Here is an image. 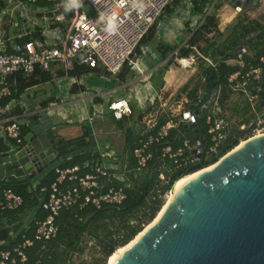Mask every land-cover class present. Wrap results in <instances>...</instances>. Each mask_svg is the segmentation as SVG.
Listing matches in <instances>:
<instances>
[{"label": "built area", "instance_id": "built-area-1", "mask_svg": "<svg viewBox=\"0 0 264 264\" xmlns=\"http://www.w3.org/2000/svg\"><path fill=\"white\" fill-rule=\"evenodd\" d=\"M170 2L171 0H0V98L11 95L9 83L11 80L14 84L13 77L17 74L28 77L36 68L42 72H50L51 68L58 67L63 71V79L70 85L77 86H84L83 80L70 76L69 72L82 67L101 70L113 78L125 65L132 73H137V76L133 75L132 84L137 81L143 85L135 89H138L137 94L144 97L140 107L143 110L140 123L143 133L148 136L133 150L134 171L139 173L147 170L152 159L149 151L152 144L160 143L167 138L171 130H178L181 126L192 124L195 127L199 113L208 110L205 115L206 133L210 138L207 147L203 146L196 128L195 134L198 135L199 142L192 139V131L190 136H185V129L182 128L181 144L176 149L169 144L161 146L154 164L157 174L156 190L149 193V197L157 195L160 201L165 198L162 191L168 182L172 181L173 187L178 179L210 166L212 159L217 155L223 156L232 148L233 142L240 144L249 138L264 134V109L256 110V105L261 102L262 97V89L255 87L259 86L261 67L244 74L237 72L229 77L232 93L241 94L249 105L250 115L253 116L248 126L238 127V133H234L230 124L223 118L222 109L218 105V90L211 98L210 94L208 95L206 100L210 101L209 104L202 99L204 92L196 103L185 93L179 94L170 106L162 100L159 91L151 83L152 71L143 70L140 66L147 49L142 50L141 56H135L134 51ZM224 2L232 8L228 0ZM82 4L90 7L89 15L82 12ZM185 4L190 8L188 0ZM262 8L264 0H258L254 9H232L238 15L249 12L252 16L248 18L257 20L260 12L258 10ZM211 9L212 6L208 12ZM28 22H32V30L28 29ZM184 22L188 23L189 31H194L203 24L204 17L186 19ZM9 30L14 31V34L11 35ZM34 34H37V37L25 38ZM244 52V48H241L236 55L239 58ZM176 60L183 68H190L196 63L195 55ZM204 61L207 66L215 67L209 59L205 58ZM260 62L264 67L263 58H260ZM235 64L243 67L239 59ZM70 88L71 86H68V90ZM47 104L41 110L36 103L26 101L22 96L19 101H12L0 109V138L8 147L0 157L8 158L19 151H26L27 155H30L32 150L39 153L49 147V140L46 148L38 150L34 147L37 142L35 140L43 135L46 137V132L51 127L50 122L42 115L45 116L44 113L50 109L60 108L55 102ZM86 110V117L78 118V122H85L90 126L94 118L103 115L104 108L98 106L93 109V106H90ZM14 111L18 113L15 114ZM106 111L115 122L128 118L133 113L127 98L111 100L106 106ZM160 119L165 121L162 126L158 125ZM23 127L34 133L26 145L22 143ZM228 136L231 138V144L224 147ZM91 151L98 154V160L92 164L85 163L82 168L73 166L64 169L54 166L56 180L48 190L41 189L42 192H47V195L40 200V205L48 215L37 223L35 240L47 241L54 237L57 232L55 217L61 210L68 209L79 200L96 207L101 204L119 205L126 200L125 189L130 185L127 175L132 173L127 160L108 145L97 144L96 147H91ZM82 169L87 171L81 173ZM178 172L180 177L176 175ZM101 181L107 186L105 191H101ZM114 181L122 185L114 187ZM35 186L36 183H33V188ZM169 192L168 190L167 193ZM21 205L22 198L10 189L0 192V213L17 210ZM5 225V222H0V230ZM8 236L12 237L13 233L9 232ZM90 245L98 249L92 239ZM30 246L32 241L24 239L11 251L0 252V264H30L23 252Z\"/></svg>", "mask_w": 264, "mask_h": 264}, {"label": "trees", "instance_id": "trees-1", "mask_svg": "<svg viewBox=\"0 0 264 264\" xmlns=\"http://www.w3.org/2000/svg\"><path fill=\"white\" fill-rule=\"evenodd\" d=\"M190 15L202 18L204 22L194 31H189L190 36L185 44L178 48L177 45H168L158 38V23L163 21L165 17H172L186 3V0H171L166 6L161 16L149 29L146 36L141 40L140 44L134 51L135 56L142 55V49L151 48L154 50L161 61L164 63L152 71L151 83L159 91L162 88V78L169 66L172 64V53L177 50L178 59L188 58L196 52L195 58L199 64L197 71L199 77L204 80L202 93L205 89L212 90L210 83H214V89L218 90V105L223 110L228 102L232 90L229 87V77L237 72L244 74L255 68H262L259 86L262 89L260 96L264 95V67L260 62V58L264 59V24L258 20H251L245 14H239L234 22L221 33L217 29V18L215 10L217 4L212 5L213 0H188ZM212 9L208 12V9ZM188 28V23L185 24ZM37 34L26 36V39H33ZM143 47V48H142ZM142 48V49H141ZM244 48L245 52L240 57L236 55L240 49ZM207 58L215 64L214 68L207 66L204 59ZM241 61L243 67L231 64V61ZM95 69H87L86 67L78 68L70 71V76H80ZM205 71V75L202 72ZM211 77V80L209 79ZM14 84L10 80L11 95L0 98V109L5 108L12 101H19L26 92L36 85L51 82L52 75L49 72H42L38 68L35 69L28 77L17 74ZM120 84H124L133 79V73L125 65L117 75ZM251 85H254L251 83ZM251 86H249L250 88ZM188 86H183L181 91H186ZM198 87L194 86L187 91V97L197 102L200 94ZM46 105V102L43 104ZM194 108V107H193ZM257 110L260 111L257 105ZM207 109L202 110L197 116L195 128L201 136V142L204 147L209 145V136L206 133L207 125L205 124V115ZM17 114V111H14ZM134 116V115H133ZM131 117V116H130ZM164 120H159V126L164 124ZM250 119L244 116L239 121L236 128H232L234 133H238V127L241 125L248 126ZM229 124V123H228ZM117 127L122 130L125 138V144L121 156L127 160L128 168L132 169V173L127 175L129 187L125 189L127 198L119 205L101 204L96 207L90 203L84 204L83 200L61 210L55 217L54 223L57 226L56 235L47 241L35 240L34 234L37 223L43 221L48 215L40 205V200L44 199L47 192H42V188L47 190L56 180L54 166L61 169L73 166L83 167L85 163L92 164L98 160V154L91 151L89 141L85 136L73 141L74 148L64 149L55 152V159L49 162L42 171L33 177L19 181L15 177H8L0 180V192L3 189H10L14 194L22 198V205L14 211H4L0 213V222H5V226L0 230V252L11 251L12 248L20 244L24 239L32 241V246L23 250L30 264H73V257L83 254L84 238L88 241L91 239L98 246L97 251L102 254L101 259H96L90 264H105L107 258L119 247L128 244L142 229L148 225L153 217L162 207V202L157 195L149 197L151 191L156 190L157 174L154 164L159 156L161 146L169 144L176 149L181 144L180 129L171 130L167 138L158 144L150 146L152 159L148 164L147 170L142 172L134 171L135 163L132 158L133 150L138 146L140 141L146 140L148 134L143 130L137 131L133 126H127L125 120L117 123ZM22 143L27 144L25 137L29 134V130L22 128ZM185 136H190V130H183ZM150 134V133H149ZM241 134V133H240ZM72 142V141H70ZM64 142H60L62 144ZM231 144V138L224 141V147ZM58 145V144H57ZM8 147L0 138V155L7 151ZM87 170H81L84 173ZM103 182V181H101ZM33 183L36 186L33 188ZM121 183L114 181L113 186L118 187ZM107 189L103 182V189ZM139 203L134 206L138 199ZM149 197V198H148ZM12 232L13 236L9 237L8 233Z\"/></svg>", "mask_w": 264, "mask_h": 264}, {"label": "water", "instance_id": "water-1", "mask_svg": "<svg viewBox=\"0 0 264 264\" xmlns=\"http://www.w3.org/2000/svg\"><path fill=\"white\" fill-rule=\"evenodd\" d=\"M228 4L240 11L256 8L258 0H228ZM210 86L212 90L205 89L202 97L207 104L208 95L211 98L216 92L213 82ZM260 106L264 108V96ZM183 129L192 131V139L199 142L194 125ZM46 137L49 147L42 152L32 150L27 155L19 151L0 157V180L33 177L55 159V152L75 146L73 142L57 145L50 130ZM232 144L226 154L217 155L176 193L159 219L153 222L158 212L113 264H264V134L241 146ZM171 189L172 181L165 185L162 196L167 197Z\"/></svg>", "mask_w": 264, "mask_h": 264}, {"label": "crops", "instance_id": "crops-1", "mask_svg": "<svg viewBox=\"0 0 264 264\" xmlns=\"http://www.w3.org/2000/svg\"><path fill=\"white\" fill-rule=\"evenodd\" d=\"M214 4L218 5L217 9L215 10V16L217 18V29L221 33H223L234 22L238 14L232 8H230L224 2V0H213L212 5ZM245 15L247 17L252 16V14L249 12ZM261 15L264 14H258L257 20ZM186 19L193 20L195 19V16L190 15L188 6L186 4H183L182 7L176 12V14H174L172 17H165L163 21L158 23V38L168 45H177L178 48L183 46L190 36L188 34L189 27H185V24L187 22H184V20ZM142 57L140 58L143 59L149 71H153L164 63V61L160 63L158 54L151 48H148L147 54H144ZM233 62L234 61H231L230 63ZM193 66L194 65H192L188 70L187 68H185L184 70L183 67L179 68L177 64H171L169 66L168 70L165 72L162 78V88L159 90L161 96L164 95L165 97L163 98V101H168L169 99H171V97L175 95V93H177L183 86H188V90H190L189 86H204V80L202 78H199L198 80L195 79V75L197 72L195 71L196 67ZM94 72L103 73L101 70H96ZM49 73L53 78L51 83H53V85L54 83L57 84V86H53V91L48 92L42 86L43 84H39L36 85V87L30 88L23 97L26 101H32L33 104L36 103L37 107H40L41 110L45 108L42 105L44 102H46V104L48 102H55L62 109L63 118L57 116V118L60 119V122L56 121L55 123H51L49 121V124L51 125L49 130L53 132L58 145L60 142H73L86 135L92 148L96 147L97 144H102L103 146L108 145L109 148L115 150L118 154H121L123 152L125 138L122 134V130L117 127L118 122L112 120L110 113L104 110L103 115L101 117L94 118L91 125L88 126L85 122L80 123L74 121L73 119V112L72 110H70V107H74L75 105H78V103H81L83 105V108H90V106L92 105L90 102L95 104L96 107L100 106L106 108L108 102L113 99L127 98L129 99V104L133 113L131 117L124 118L123 120L127 122V126H133L137 131L142 130L140 118L143 110L140 107L143 103L144 97L142 94H137L136 91L138 89H135L137 86H133L132 90H129V87H132L130 85H133V80H130L124 84H120L116 76L114 78L111 77V79L117 81V85L110 86V83L105 81V84L103 86H77L70 85L69 82H66L63 79V71L58 67L51 68V71ZM86 74L75 77L83 80V76ZM68 86H71L70 90H68ZM201 93L202 89L198 91V94ZM233 93L234 94H231L228 102L233 98V96H241V94L239 93ZM179 94L182 93L178 92L177 96L175 95L176 98ZM243 101L245 104L247 103L242 98V102ZM243 105L241 106L238 103L237 106H235L232 110L238 113V115L248 116L251 122L253 116L249 113V105L247 103L248 107L246 106V109L243 107ZM64 118L71 120V123L62 121V119ZM35 141L34 147L38 150L41 148H46L48 146V138L45 137V135L39 137Z\"/></svg>", "mask_w": 264, "mask_h": 264}, {"label": "rangeland", "instance_id": "rangeland-1", "mask_svg": "<svg viewBox=\"0 0 264 264\" xmlns=\"http://www.w3.org/2000/svg\"><path fill=\"white\" fill-rule=\"evenodd\" d=\"M81 10H82V12L84 13V14H86V15H89L90 13H91V9H90V7L88 6V5H85V4H82L81 6ZM264 8H262V9H260V10H258V12H259V14H264V10H263ZM257 12H255V14H256ZM258 20H260L261 21V23H263L264 24V15H261L260 17H259V19ZM28 29L29 30H32L33 29V24H32V22H28ZM9 32L11 33V35L12 34H14V31L12 32L11 30H9ZM143 48V47H142ZM141 48V49H142ZM143 51H144V48L142 49ZM176 52H177V50H175L173 53H172V55H171V57H173V59H172V65H178V67L179 68H181L182 66L180 65V64H178L177 63V60H176V58H178L177 57V55H176ZM193 54H195L196 55V52L195 51H193ZM200 59V58H199ZM199 59L198 60H196V63L194 64V66L193 67H196V75H195V79H199L200 77H199V74H198V71H197V66H198V64H199ZM148 60V59H147ZM160 61V63L162 62L161 60H159ZM231 64H235V62H233V63H231ZM140 66H141V68L143 69V70H148V67L145 65V62L144 61H141V63H140ZM150 67V66H149ZM189 68H187V70H188ZM184 70H185V68H184ZM133 75H135V76H137V73L136 72H134L133 73ZM113 78V77H112ZM105 81H107V82H109L110 83V86H113V85H117L118 84V82L117 81H114V79H111V77H109V76H107V75H105V74H103V73H99V72H94V71H90V72H88L86 75H84L83 76V85L84 86H103L104 84H105ZM54 82V81H53ZM116 82V83H115ZM135 84L136 85H130V86H132V87H129V90H132V88H133V86H143L141 83H139V82H135ZM48 92H51V91H53V86H57V84H55L54 83V85H53V83H51V82H48V83H44L43 85H42ZM194 86H189V88H190V90L193 88ZM198 87V91H200L201 89H202V87L203 86H197ZM182 88V87H181ZM187 91H189L188 89H187ZM187 91H181V89L178 91V92H181V93H187ZM41 92V91H40ZM39 92V93H40ZM178 92L177 93H175V95L177 96V94H178ZM232 94H234V93H232ZM160 95H161V93H160ZM169 95V94H168ZM175 95H173L172 97H171V99H169L168 101H165L164 100V102H166L167 103V106H170L171 105V103L174 101V99L176 98V96ZM235 95H237V94H235ZM161 98H162V100H163V98H165L164 97V95L163 96H161ZM242 98L243 97H241V96H239V95H237L236 97L235 96H233V98L229 101V102H227L226 103V105H225V108L222 110V112H223V118L230 124V126L234 129V128H236V126L238 125V123H239V121L240 120H242V118L244 117V116H241V115H238V113H236V112H234L232 109H234V107L235 106H237V104L239 103L241 106L243 105V103H244V101L242 102ZM244 99V98H243ZM238 102V103H237ZM92 105L91 106H93V109H95V107H96V105L95 104H93L92 102H90ZM89 106V105H88ZM246 106H247V103L245 104L244 103V105H243V107L246 109ZM248 107V106H247ZM104 108V110H106V108L105 107H103ZM87 107H84L83 108V105L80 103H78V105H75L74 107H70V110H72V112H73V119H74V121H76V122H78V118L80 119L81 117H83V116H85L86 114H87ZM246 111V110H245ZM244 111V112H245ZM247 113V112H246ZM45 114V116L44 115H42V117L44 118V117H46L45 119L46 120H48V121H50L51 123L53 122V123H55L56 121L57 122H60V119L59 118H57V116L58 117H61V118H63V116H62V109L61 108H57V109H50V110H48L47 112H45L44 113ZM82 115V116H81ZM80 116V117H79ZM86 117V116H85ZM62 121H67L68 123H71L70 121L71 120H69V119H67V118H64V119H62ZM64 124V123H63ZM34 133H29V134H27L26 136H25V140H27V141H29L30 139H31V137H32V135H33ZM165 199H166V197L165 198H163V199H161V201H162V206H163V203H164V201H165ZM83 243H84V251H83V254H80V255H77V256H75V257H73V264H90V263H92V262H94L96 259H101L102 258V254L99 252V251H97V248L96 247H94V245H90V241H88V239L87 238H84V241H83ZM107 259H109V258H107ZM107 263V260H106V262H105V264Z\"/></svg>", "mask_w": 264, "mask_h": 264}, {"label": "bare ground", "instance_id": "bare-ground-1", "mask_svg": "<svg viewBox=\"0 0 264 264\" xmlns=\"http://www.w3.org/2000/svg\"><path fill=\"white\" fill-rule=\"evenodd\" d=\"M186 63V62H185ZM259 136V135H258ZM242 144H244V141L239 145L241 146ZM199 173H195L193 175H190V176H186V177H182L180 179H178L172 189L170 190V192L168 193L164 203H163V206L161 207L159 213L156 215L155 219L153 220V222H156L159 217L161 216V214L168 208L170 202L174 199L176 193H178L179 190L182 189V187L191 179L195 178ZM149 226V225H148ZM147 228L149 227H146L145 230H147ZM144 232V231H143ZM142 233H140L138 236H136L135 238H133L128 244H126L125 246L123 247H119L117 248L112 254L111 256L109 257V259L107 260V263L106 264H113V262L118 258L120 257L124 252H126L127 250H129L131 248V246L133 245V243L137 240V238L139 236H141Z\"/></svg>", "mask_w": 264, "mask_h": 264}, {"label": "flooded vegetation", "instance_id": "flooded-vegetation-1", "mask_svg": "<svg viewBox=\"0 0 264 264\" xmlns=\"http://www.w3.org/2000/svg\"><path fill=\"white\" fill-rule=\"evenodd\" d=\"M258 106H259V108H260V111H262L264 108H262L261 106H260V103L258 104ZM256 107H257V105H256ZM256 110H257V108H256ZM253 120V119H252Z\"/></svg>", "mask_w": 264, "mask_h": 264}]
</instances>
